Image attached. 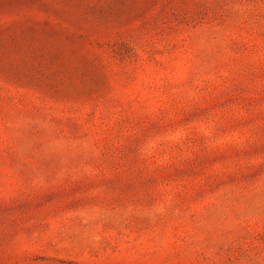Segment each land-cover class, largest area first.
Listing matches in <instances>:
<instances>
[{
    "label": "rangeland",
    "instance_id": "obj_1",
    "mask_svg": "<svg viewBox=\"0 0 264 264\" xmlns=\"http://www.w3.org/2000/svg\"><path fill=\"white\" fill-rule=\"evenodd\" d=\"M0 264H264V0H0Z\"/></svg>",
    "mask_w": 264,
    "mask_h": 264
}]
</instances>
